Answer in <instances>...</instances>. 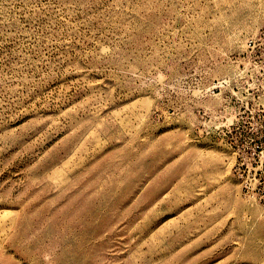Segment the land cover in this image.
<instances>
[{
	"label": "rangeland",
	"instance_id": "374dc122",
	"mask_svg": "<svg viewBox=\"0 0 264 264\" xmlns=\"http://www.w3.org/2000/svg\"><path fill=\"white\" fill-rule=\"evenodd\" d=\"M0 264H264V0H0Z\"/></svg>",
	"mask_w": 264,
	"mask_h": 264
}]
</instances>
